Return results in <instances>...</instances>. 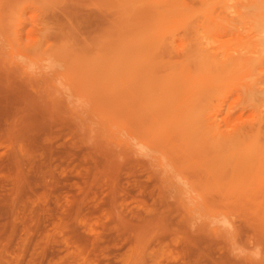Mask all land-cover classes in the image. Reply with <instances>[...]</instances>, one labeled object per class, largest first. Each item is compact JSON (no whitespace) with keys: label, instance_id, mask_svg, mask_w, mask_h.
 <instances>
[{"label":"rangeland","instance_id":"obj_1","mask_svg":"<svg viewBox=\"0 0 264 264\" xmlns=\"http://www.w3.org/2000/svg\"><path fill=\"white\" fill-rule=\"evenodd\" d=\"M200 42L263 64L196 104ZM263 98L264 0H0V264H264L230 254L264 246L262 198L209 200L254 146L208 136Z\"/></svg>","mask_w":264,"mask_h":264},{"label":"bare ground","instance_id":"obj_2","mask_svg":"<svg viewBox=\"0 0 264 264\" xmlns=\"http://www.w3.org/2000/svg\"><path fill=\"white\" fill-rule=\"evenodd\" d=\"M198 1V0H197ZM196 3H198V2H196ZM195 3V4H196ZM200 4V3H199ZM199 6V5H198ZM186 13V12H185ZM188 15H190V14H188ZM220 19V18H219ZM194 21V20H193ZM204 21V20H203ZM184 26H186V25H184ZM188 26V25H187ZM186 26V27H187ZM192 26V25H191ZM185 27V28H186ZM188 28H189V26H188ZM214 28V27H213ZM190 30H191V28H190ZM200 30V29H199ZM203 32V31H202ZM200 34V33H199ZM199 34H198V36H199ZM203 37H205V36H203ZM174 39V38H173ZM177 40V39H176ZM175 41V40H174ZM151 44V43H150ZM162 44V43H161ZM199 44H201V47L199 46V49H197L198 51H200V52H202V57H201V60L199 61V63L200 62H202V65H201V63L200 64H197V66L199 67L198 68V72H200V73H203V74H205V72H206V74H207V76H206V80H203V78H202V80H200V82H198V83H196V84H192V85H190V86H188V87H186L188 84H189V82H187V79L189 80V78H187L186 79V81L184 82V80H183V82H184V84L185 83H187V85L185 86L186 88H185V95L186 94H188L189 93V95H191L192 93H195V95L197 96L198 94H200V95H198L197 97H195V99H196V101L197 102H194L195 101V99H193L194 101V103H198V101H200V99H198V98H200V97H203L202 96V93H203V95L205 96L206 95V97H207V89L208 88H210V89H212V87H213V84H214V82H216L215 80L216 79H218V78H222V76L223 75H227L228 76V73H231V72H235V71H246V70H248V71H250V70H256V69H258L262 64H263V62L261 61V60H259V59H254V58H252V57H249L247 54H239V55H233V53H231V52H229V47H227V46H223V45H217V46H210V45H204L202 42H200ZM209 44V43H208ZM174 45V44H173ZM193 45V44H192ZM164 46H165V44H164ZM194 46H196V45H193L192 47H194ZM198 47V46H197ZM151 49V48H150ZM190 49V48H189ZM194 49V48H193ZM229 49V50H228ZM152 50V49H151ZM154 50V49H153ZM173 50H174V47H173ZM195 50H196V47H195ZM174 51H176V50H174ZM191 51V50H190ZM194 52V51H193ZM196 52V51H195ZM165 53V52H164ZM184 53V52H183ZM166 54H168V53H166ZM165 54V55H166ZM174 54H175V52H174ZM169 55V54H168ZM186 55V54H185ZM197 55V54H196ZM154 58V57H153ZM194 58V57H193ZM196 58H197V56H196ZM181 59V58H180ZM199 60V59H198ZM198 60H195V61H197L198 62ZM166 62V61H165ZM185 62V61H184ZM186 64H187V66H188V63L186 62ZM190 64V63H189ZM182 65V64H181ZM194 66V65H193ZM201 66V67H200ZM176 67V66H175ZM186 68V67H185ZM184 68V69H185ZM187 68H189V67H187ZM200 68L202 69V70H200ZM187 70V69H186ZM185 71V70H184ZM184 71H183V74H182V76L185 74L184 73ZM202 71V72H201ZM188 72V71H187ZM198 72L195 74V75H197V77H199V75H198ZM233 72V73H234ZM180 73V72H179ZM179 73H177L176 75H178ZM192 75H193V73H192ZM182 76H181V80H182ZM173 77V76H172ZM202 77H204V76H202ZM229 77V76H228ZM176 80L178 81V82H180V78H178L177 76H176ZM205 78V77H204ZM224 78V77H223ZM262 78L263 77H260L259 78V80L257 81V83L260 81V80H262ZM246 79V78H245ZM169 81V80H168ZM182 82V81H181ZM256 83V84H257ZM169 82H168V86H169ZM171 84H173V82L171 83ZM170 84V85H171ZM164 85V84H163ZM179 86V85H178ZM183 88V85L182 86H180V88ZM170 88V87H169ZM180 88H179V91H180ZM173 89V88H172ZM184 89V88H183ZM205 89V90H204ZM174 90V92H175V89H173ZM172 90V91H173ZM202 90H204V92H206V94H204V92L202 91ZM207 90V91H206ZM202 91V92H201ZM262 91V90H261ZM260 91V92H261ZM171 92V91H170ZM184 92V91H183ZM210 92H212V90L211 91H209V93ZM197 93V94H196ZM165 94V96H166V93H164ZM170 94V93H169ZM174 94V93H173ZM180 94H182V92L180 93ZM194 95V94H193ZM193 95H191L190 97H193ZM210 95V94H209ZM258 95V94H257ZM259 96V95H258ZM176 97V96H175ZM188 97V96H187ZM189 97V98H190ZM255 98V97H254ZM260 99V98H259ZM185 100V96L182 94V100H181V98H176V99H173L172 101L175 103V104H177V105H180L183 101ZM258 100V99H257ZM166 102H167V99L165 100ZM205 101V100H204ZM216 101V100H215ZM263 101H264V98H263ZM172 102V103H173ZM187 102V101H186ZM259 102V101H258ZM202 103H203V101H202ZM170 103L168 102V105H169ZM196 104H195V106H196ZM189 105V104H188ZM201 105V107H202V104H200ZM181 106H183V105H181ZM186 106V105H185ZM190 106H194V104L193 105H190ZM205 107H206V105H204ZM146 107V106H145ZM166 107H169V106H166ZM174 107V106H173ZM187 107V106H186ZM204 107V108H205ZM158 107H156V109H157ZM160 108V107H159ZM170 108H171V105H170ZM178 108V107H177ZM181 108V107H180ZM180 108H179V110H180ZM207 108V107H206ZM259 109V108H258ZM169 110V109H168ZM167 110V112L169 113V111ZM174 111H175V108L173 109ZM178 110V111H179ZM185 110V109H184ZM158 111H159V109H158ZM186 111H188V110H186ZM192 111V110H191ZM170 112H171V110H170ZM177 112V111H176ZM264 112V111H263ZM262 111H259L258 113H257V117L254 119V121H252V122H250V124L249 125H247V126H245V127H242L241 128V131H242V133L241 134H238V132H237V134L236 133H233V134H230V133H227V132H225V131H223L221 128V125H220V121H217V119H216V114H214L215 116V119L213 120V123H212V121L210 122V123H212L213 125H214V128H213V130L211 129V135L213 136L212 138H211V135L210 134H208V136H210V139H211V141L214 139L215 140V142L217 141V140H219V142H221L223 139H227L226 141L224 140V141H222V143L224 142V143H229V142H231V141H228V140H230V139H233V140H235V139H237V140H239V141H249L250 143H252V145L254 146V148L252 147V149H253V151H252V149H251V152H250V150H248V148L246 147V149L250 152V153H252V154H249V152H248V154H247V156L249 155V156H251V157H249V159H248V161H245V157L246 156H244V158H243V154H241V158H238V159H231L230 161L229 160H227V159H225V160H223L222 158H219V161H218V164L220 165V162H224V161H226L227 163H226V165H225V162H224V165H223V168L225 167V171L224 172H226V176L227 177H224L225 179H229V183L231 182L232 184H234V185H232L231 186V188L233 187L236 191H237V194H238V191L239 190H241L242 189V185L243 186H245V187H243V190H241L240 192H243V193H245L244 195H242L245 199H246V197H247V203H248V201L251 203V201L250 200H256L257 201V199L258 198H262V202H264V192H262V194L260 195V193H259V191H257L256 192V194H257V196H253V194H252V196L253 197H251L250 196V193H249V190L252 188V189H259V190H261L262 189V191H263V189H264V113H263ZM157 113H159V112H157ZM166 113V112H165ZM193 113V112H192ZM212 113V112H211ZM263 113V114H262ZM153 115V114H152ZM180 115H181V113H180ZM206 114H204L203 115V117L205 116ZM158 116V115H157ZM160 116V115H159ZM158 116V117H159ZM183 116V115H182ZM181 116V117H182ZM199 116V115H198ZM247 116V115H246ZM185 117V116H184ZM201 117V116H200ZM202 117V118H203ZM207 117H210V116H205V118H206V122H207V120H210L209 118L207 119ZM253 117V116H252ZM151 118H152V116H151ZM211 118H213L212 116H211ZM161 119V118H160ZM241 119V118H240ZM153 120V119H152ZM156 120V119H155ZM192 120V119H191ZM157 121H158V118H157ZM161 121V120H160ZM187 121H188V119H187ZM193 122H195V121H193ZM199 122V121H198ZM200 124H201V120H200ZM201 126L203 127L204 125H202L201 124ZM207 126V125H206ZM196 129H197V127H196ZM208 129V128H207ZM245 130V132L243 133V131ZM199 131V130H198ZM208 132V131H207ZM245 133H247V134H245ZM200 135H201V133H200ZM205 135V134H204ZM241 135H246L244 138H236V137H239V136H241ZM248 135V136H247ZM203 136V135H202ZM205 138V137H204ZM207 138V137H206ZM229 138V139H228ZM217 139V140H216ZM213 140V141H214ZM221 140V141H220ZM205 141H206V139H205ZM234 142H236V141H232L231 142V144H228V145H231V146H229L230 148H234V146H235V144H233V146H232V143H234ZM249 142H247V143H249ZM240 144H242V143H240ZM239 144V145H240ZM227 145V146H228ZM238 143H237V147H235V149L237 148L238 149ZM251 145V144H250ZM225 145H223L222 144V146L221 147H224ZM219 147V146H218ZM223 149V148H222ZM244 149H245V147H244ZM244 149H243V151H244ZM229 150V149H228ZM226 151V150H225ZM210 153H212L213 154V152H210ZM217 153V152H216ZM211 154V155H212ZM200 156H202V155H200ZM206 156V155H205ZM214 156V155H213ZM212 156V157H213ZM240 156V155H239ZM198 157V156H197ZM196 158V157H195ZM214 158H215V156H214ZM218 158V157H217ZM231 158V157H230ZM202 159V158H201ZM222 159V161H220ZM218 159H216V161H217ZM229 161V162H228ZM201 162V161H200ZM205 162H206V160H205ZM244 162H246V163H244ZM203 163H204V160H203ZM217 163V162H216ZM216 163H215V165H216ZM195 164V163H194ZM206 164V163H205ZM209 164V163H208ZM210 164H212V162L210 163ZM256 164V165H255ZM212 167V166H211ZM217 167V166H216ZM215 167V168H216ZM217 168H219V166L217 167ZM221 168H222V166H221ZM213 172H214V170H213ZM199 175H200V173H198ZM198 174H197V176H198ZM219 175V174H218ZM224 175V174H223ZM221 177H222V175H221ZM199 178V177H198ZM198 178H196V179H198ZM213 178H215L214 176H211V178H208L207 177V180H212ZM200 180V179H199ZM221 180H222V178H221ZM218 181V180H217ZM226 181V180H225ZM228 183V184H229ZM226 185H227V183H226ZM247 185H249V186H251V188H249V189H247V191H248V193H249V195H246V191H245V188H246V186ZM228 186V185H227ZM239 187H241V189L239 188ZM231 188H230V190H231ZM222 189H223V187H222ZM250 190V192L252 193V191L253 190ZM229 190V189H228ZM224 191H225V189H224ZM245 191V192H244ZM231 192V191H230ZM225 193H227L226 191H225ZM234 193V192H233ZM247 193V194H248ZM240 194V193H239ZM237 195V196H231L230 197V195L227 197L226 195H224V194H221L220 192H219V195H211V199H209V200H219V201H222V200H234V201H236V199H238V200H241L242 199V197H241V194L240 195ZM231 195H232V193H231ZM234 195V194H233ZM236 195V194H235ZM258 195H259V197H258ZM240 196V197H239ZM249 196H250V198H249ZM242 200H244V199H242ZM261 200V199H260ZM255 201V202H256ZM211 202V201H210ZM224 202V201H223ZM231 202V201H230ZM233 202V201H232ZM252 202H254V201H252ZM254 202V203H255ZM257 202H259V199H258V201ZM253 203V204H254ZM240 205V204H239ZM242 205H246V204H242ZM248 205V204H247ZM251 205V204H250ZM257 205H262L261 203L259 204V203H257ZM238 208V207H237ZM234 210V209H233ZM239 211H240V209H238Z\"/></svg>","mask_w":264,"mask_h":264},{"label":"clouds","instance_id":"obj_3","mask_svg":"<svg viewBox=\"0 0 264 264\" xmlns=\"http://www.w3.org/2000/svg\"><path fill=\"white\" fill-rule=\"evenodd\" d=\"M230 254L235 259H241L244 254H248L253 261L259 262L264 259V246L256 245L251 250H244V252H238L236 249H233Z\"/></svg>","mask_w":264,"mask_h":264}]
</instances>
